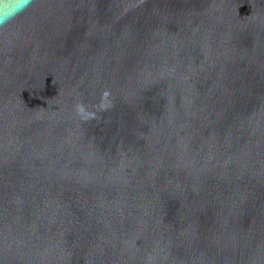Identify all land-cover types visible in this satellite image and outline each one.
I'll use <instances>...</instances> for the list:
<instances>
[{
  "label": "water",
  "instance_id": "95a60500",
  "mask_svg": "<svg viewBox=\"0 0 264 264\" xmlns=\"http://www.w3.org/2000/svg\"><path fill=\"white\" fill-rule=\"evenodd\" d=\"M0 264H264V0L0 27Z\"/></svg>",
  "mask_w": 264,
  "mask_h": 264
},
{
  "label": "clouds",
  "instance_id": "9594fccd",
  "mask_svg": "<svg viewBox=\"0 0 264 264\" xmlns=\"http://www.w3.org/2000/svg\"><path fill=\"white\" fill-rule=\"evenodd\" d=\"M32 3L33 0H0V27L10 23Z\"/></svg>",
  "mask_w": 264,
  "mask_h": 264
}]
</instances>
